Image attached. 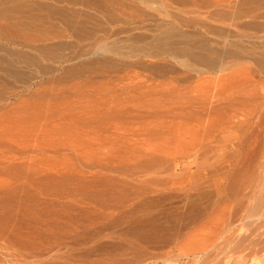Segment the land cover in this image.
<instances>
[{
    "label": "bare ground",
    "instance_id": "obj_1",
    "mask_svg": "<svg viewBox=\"0 0 264 264\" xmlns=\"http://www.w3.org/2000/svg\"><path fill=\"white\" fill-rule=\"evenodd\" d=\"M173 1L177 2V0ZM179 2L182 3L183 0H178ZM255 2L260 3L259 0ZM24 3L25 7L32 12L40 11L46 7L36 0L25 1ZM185 3L187 5V0ZM205 5L208 6V4ZM97 7L99 6L97 5ZM101 7H103L102 4ZM107 8L109 9V6ZM250 9L251 11L247 12V15L243 13L245 10L234 15L232 26L235 25V28H225L223 33L220 30L222 33L219 35L221 42L219 41L218 44L223 45L222 47L219 45L221 48L216 46L215 39V44L212 40L213 45L220 48L219 51L216 50L220 56L215 59L212 58L214 55H209L211 57L208 58L207 63H204L205 59L202 57L204 62L201 64H206V66L202 65L203 68L196 69L195 90L192 88L190 91L194 94L192 95L190 92L189 95L187 94V190L185 192H181V189L177 190L184 196L187 209H179L178 213H174L176 215H172L168 212L170 209H165L166 207L163 208V206L162 208L165 210L160 209L159 201L154 199L162 189L176 191L175 184L179 183L173 177L180 175L177 173L180 167L176 163H168V175L159 177L155 173L163 161H160L159 164L155 159H146L147 161L132 169L142 172L141 175H138L139 181L135 182L138 187L133 196V201L140 203V206L137 205L139 207L137 208L139 209L138 215L133 216V212L137 210L135 208L132 212L133 209L128 211L132 213V215L129 214L131 216H127L128 214L125 213L126 216L119 215L121 223L130 222L129 227H126L130 229L128 231L124 229L123 234L117 231L119 234L116 235H122L121 242H117L118 245L114 243L116 246L112 243L111 246L114 248L109 247L111 241L107 243L109 244L107 247H98L96 246L97 243L108 238L104 234L105 232H102L108 230L104 228L110 221H113V227L116 225L118 228L117 224L120 223L114 222L118 216L117 213L133 202L132 199H129L131 197L125 200V193L116 195L115 192L117 191L113 189L116 185L112 186L109 191L96 192V188L101 187V181L97 178L93 180H87L86 177L76 178L82 183L92 182L93 185L88 187L85 193L81 191V185H78V188L74 186L73 182L76 179L70 175L46 173L37 176L38 171H29L36 176L32 175L33 181H30L35 184L33 186L27 185L28 187H24L22 192H15L16 194L7 200H0V264H32L31 260L44 259L54 252L56 254L62 253L59 252L62 249L67 252L66 248H70L69 244L74 240L77 241V245L73 243L72 252H68L70 253L69 258H80L84 254L83 258L81 257L82 264H264V56H261L262 59L259 58L260 62H256L257 67L253 68L250 65L253 63L255 66L256 63L253 62V59L256 58V55H264V5L249 7ZM32 12L27 16L28 21H26V17L21 16L12 19L11 22L9 21L3 26L5 39L8 43L0 45V71L5 76H11L17 68L32 66L49 59L50 51L57 47L58 42L65 39V33L55 29L56 24L53 23L52 17H32L34 15ZM183 19L185 21L184 17L180 20ZM85 23L87 22L85 21ZM196 24L198 25V23ZM229 26L231 27V24ZM163 28H165L164 25ZM246 29L253 31H245ZM210 30L212 33L214 32L212 29ZM128 32H130V28ZM214 33L219 34V32ZM171 34L174 36V33ZM184 35L183 37L187 41V34L184 33ZM140 36L138 34V38ZM167 36L169 35H166V32L155 37L151 36L153 42L146 40L133 52L143 57L157 58L158 54H156L155 48L158 43L167 45L165 43ZM146 37L145 39H148ZM193 38L196 40V37ZM78 39L80 40V38ZM212 41L210 40V44ZM233 41H245L249 46L241 49L240 56L237 57L234 54L232 56L234 60L228 61L225 59L224 53L227 51L225 52L224 49H228L229 47H226L231 45ZM180 43L178 41L179 45ZM184 44L183 50L188 49V51L201 46L198 42H194L190 46L191 48H187V42ZM173 45L175 46L174 43ZM107 48L105 47V49ZM203 50H206L207 54L210 53L209 45H203ZM24 51L33 53L28 54ZM173 52H175L174 48L172 52L167 53L168 56L172 55ZM183 52L187 53V51ZM213 53L216 55L215 51ZM189 54L186 55L190 57ZM62 60L58 61V64H64L67 61ZM61 69L58 67L57 70L60 71ZM69 71L66 73L69 74ZM257 72L258 74H256ZM43 73L45 72L43 71ZM193 77L195 78L194 75ZM2 79H4L3 76ZM89 82L92 84V81ZM78 84L82 86V83ZM83 84L86 85V83ZM40 95L43 94L40 93ZM14 97H18V94L9 96L8 101ZM33 97L32 99H34ZM39 97L35 98L39 99ZM28 101L30 99L22 101V104L25 105L21 106L23 110L20 112L24 118L26 115H33L38 108V106H34L33 103L35 102L30 101V103ZM17 103L19 105L20 102ZM15 106H17L16 103L13 107ZM11 109L8 112H12ZM0 111H2L1 108ZM8 112H4V114L8 115ZM60 113L58 112V117L61 116ZM113 113L117 112L111 110L102 112L101 110L95 113L97 120L94 119L93 124L96 125L99 121L105 122L107 119H113L114 115V118L123 116L122 113L114 115ZM15 118L19 119L18 117ZM66 122L65 119L61 120V123L55 124L53 129L57 132L66 131L64 126L67 124ZM45 140L51 142L50 140L57 141L58 139ZM56 141L54 144H62L60 139L59 142ZM12 160L13 158H9V160L0 159V172L3 170L15 172L14 174L17 172L16 175L19 174L18 172L23 173V170L26 169L24 163L15 164L12 163ZM73 166L75 168H71L70 173L81 169L74 164ZM28 170L24 171L27 173ZM165 177L168 181L165 180ZM108 183L110 182L108 181ZM127 183L126 181L123 182L125 188ZM133 186L136 187V184ZM117 188L120 189L121 187ZM61 189L65 191L59 192ZM90 189L93 190L88 192ZM125 190L128 191V189ZM5 192L9 195L13 194L11 189L5 190ZM163 194L161 193V195ZM173 194L171 197L174 199L177 197V201L181 194L178 196H173ZM81 195L84 196L82 199H76L77 196ZM158 196L157 198L161 197ZM165 197L168 198V196ZM162 199L160 200L162 204L168 202H164ZM129 200L130 203H127L126 201ZM125 202L129 205H125ZM180 203L181 201H177L178 205ZM172 207H170L171 210ZM174 210L176 209L174 208ZM78 240H84L80 247ZM103 245L105 244L103 243ZM65 251H63V255H65ZM79 254L80 256H78ZM70 259V262L73 261L74 263L75 261L77 263L76 260Z\"/></svg>",
    "mask_w": 264,
    "mask_h": 264
},
{
    "label": "rangeland",
    "instance_id": "obj_2",
    "mask_svg": "<svg viewBox=\"0 0 264 264\" xmlns=\"http://www.w3.org/2000/svg\"><path fill=\"white\" fill-rule=\"evenodd\" d=\"M25 1L29 0H0V45L8 43L5 39L3 26L14 18L21 16L27 18L31 14L30 12L32 11L24 5ZM36 1L46 5V7L40 11L32 12L34 13L32 17H52L53 23L56 24L55 29L65 33V39L58 42L57 47L50 51L49 59L43 60L41 63L17 68L12 72L14 74H11V76H5L0 71V108L2 110L0 111V159L9 160V158H13L12 163H24L26 167L24 170L27 171L29 169L27 173L24 170L21 174L18 172V175H16L17 172L14 174L15 172H6V170L0 172V200H7L16 193L22 192L23 188L28 187L29 184L33 186L35 183H31L30 181H33L32 175L34 174L31 172L38 171L37 176L48 173L51 175H70L75 179L77 177V179L86 177L87 180L97 178L101 181V187L104 186L105 188L97 187L96 192L109 191L112 186L116 185L113 188L117 191L115 192L116 195L118 193H125V200L131 197L129 199L133 201L134 193L138 187L135 182L139 181L138 175H141L142 172L132 169L140 166V163L148 159H155L159 164L160 161H163V164H160L155 173L159 177L168 175V163H176L180 167L177 172L180 175L173 177L179 183L175 184L174 187L176 194H178H173L175 192L171 190L162 189V191L158 192V195L161 197L158 195L154 197L156 201L158 200L161 203L158 202V205H161L159 206L161 207L160 209L165 210L168 208L170 209L168 212L172 213V215H176L174 213L179 209L183 208L182 210H186L187 202L184 196L180 192H177V190L181 189V192L187 190V94L192 91V88L195 90L194 84L197 82L196 69L206 66V64L203 65L201 63L204 61V63H207L206 61L211 56L214 55L212 58L215 59L220 56L217 51L223 45L221 43L218 44L221 40L219 35L225 32V28H235V25L232 26L234 15L241 13L243 10H245L243 13L247 15L251 11L249 7L253 8L257 5H264V0H259L260 3H256V0H187V5L185 3L186 0H183L182 3H178V0L177 2L173 0ZM101 4L103 7H101ZM205 4H208V6ZM107 6H109V9ZM118 9L120 11L124 10L123 14ZM110 11L113 12L110 13ZM124 12L128 14L125 13L124 15ZM182 17L185 18V21L184 19L180 20ZM26 21H28V18ZM230 24L231 27L229 26ZM163 25L165 28H163ZM204 25H206V28ZM129 28L130 32H128ZM118 29L121 30H119L120 33L119 31L117 32ZM210 29L216 33L219 32V34L212 33ZM193 30L195 32L192 33L191 31ZM245 31L252 32L253 30L246 29ZM162 32H166V35L169 36L165 38L167 45L164 43H161V45L160 43L157 44L155 48V52L158 54L157 58L143 57L133 52L138 46L143 45L142 42L146 40L150 42L151 36L155 37ZM182 32L187 34V41L183 37L185 35ZM114 33L116 35H113ZM171 33H174L175 37ZM138 34L139 36L143 35L139 38L145 39L147 36L148 39L143 40L141 38V40L138 38ZM193 37H196V40ZM131 38L134 39L132 40ZM214 39L216 40V46L220 45V48L213 45V41L215 44ZM210 40H213L211 44ZM178 41L179 43L181 41L180 45ZM183 41L184 43L187 42V48L192 46L194 42L200 43L201 46L189 49V51L188 49L183 50V47H185ZM203 45H209L210 53L207 54L206 50H203ZM248 46L249 44L245 41H233L231 45L226 47H229V50L224 49L225 52H229L224 53L226 55L225 59L228 61L234 60L232 56L234 54L237 57L240 56L241 51ZM105 47L108 48L105 49ZM173 48L175 52L168 56L167 53L172 52ZM179 49H182V52ZM234 49L235 52H233ZM183 51L190 53V57ZM213 51L216 52V55ZM24 52L28 54L33 53ZM201 54L205 55L201 56ZM198 56L199 58L197 59ZM261 56L263 57L264 55H256L253 62H260L259 58ZM202 57H204V61ZM61 59L67 61L64 64L59 63L61 64L59 65L58 61ZM199 61L201 62L199 63ZM252 64L250 65L253 68L258 66L257 63L255 66ZM58 67L64 70L58 71ZM68 71L69 74L66 73ZM2 76L4 79H2ZM188 77L190 80H188ZM89 81H92L93 85L89 84ZM78 83H82V86ZM83 83H86V85ZM40 93L43 95H40ZM13 94H18V97H14L11 101H8V97ZM34 95L35 97L40 96L39 99L33 97ZM28 99L35 102L33 104L35 107L38 106V110L36 109L33 115H26L27 117L25 116L24 118L20 112L23 110L21 106L25 105L24 103L22 104V101ZM18 101L21 104L19 103L18 105ZM37 101L38 103H36ZM15 103L19 107H13ZM16 107L17 109H14ZM10 109L12 112H8ZM101 110L102 112L111 110L122 113L123 116L114 118V114L117 113H113V119H107L105 122L102 120L95 125L93 124L96 116L95 113ZM4 112H8V115L4 114ZM37 112L38 114H36ZM58 112H61L59 114L61 116L59 117L57 116ZM9 113L12 114L10 115ZM13 116L19 119L17 120L15 117L12 119ZM64 119L67 121V124L64 125L66 131H55L53 126L61 123V120ZM56 138L58 140L55 141L59 142L60 139L62 144H54L55 141L50 140ZM45 139L51 142L54 141V143L48 142ZM73 164L81 167V169L70 173V169L75 168ZM77 179L73 184L77 188L78 185H81L82 187H79L83 192L93 185L92 182L82 183L77 181ZM165 180L168 181L166 177ZM108 181L112 183L110 186ZM124 181L128 182L126 188L123 184ZM131 184H136V187ZM119 186L121 188L116 189ZM72 188L74 187L72 186ZM10 189L13 192L12 195L5 192V190ZM125 189H128V191ZM91 190L93 189L88 190V192ZM63 191L65 190L61 189L59 192ZM161 193L167 195H161ZM171 194L173 196L181 194L179 196L182 197L178 196L179 199L177 201L184 202L178 205L179 202L177 204L176 201L177 197L174 199V197H171ZM164 195L168 196V198ZM83 197L82 195L77 196L76 199H82ZM163 197L165 199H162ZM169 198L173 200L171 199V201ZM161 199L164 202H168L162 204ZM130 200L126 202L130 203ZM126 202L125 205L127 204ZM133 202L130 205L127 204L129 206L123 208L117 215L122 216L121 214H123V216H126L128 214L127 216H131V212L140 206V203ZM162 206L166 208L163 209ZM171 206H173L172 210ZM179 206L182 207L180 208ZM130 210L131 215L128 212ZM137 210L133 212V216L138 215L139 209ZM120 216L116 217L117 219L115 218L116 221H114L115 223H120L117 224L118 228H116V225L113 227V221H110L104 228L108 230H103L102 232H105L104 234L108 238H104L99 242L100 245L97 243L96 246L107 247L109 245L107 243L111 241L109 247L114 248V246L121 242L120 238L122 235H116L117 231H120L122 234L125 231L124 229L128 231L130 228L126 227H129L130 222L121 223ZM121 224L123 226H120ZM83 241L78 240L79 247ZM73 243L76 244L77 241H72L69 246L73 247ZM111 244L114 246H111ZM71 247L66 248L67 252L65 249H62V251H59L62 253L56 254L54 252L44 257V259L37 258V260L35 258L36 260L33 259L30 262L34 264H42L43 262H46L45 264L81 263V257L83 258L84 256L83 253V256L77 257L78 259L71 258L72 260H76L77 263L69 261L70 253L68 252H72ZM63 251H65V255H69H63Z\"/></svg>",
    "mask_w": 264,
    "mask_h": 264
}]
</instances>
